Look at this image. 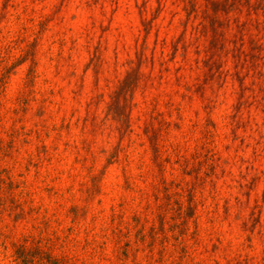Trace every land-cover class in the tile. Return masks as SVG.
<instances>
[{
  "label": "rangeland",
  "instance_id": "obj_1",
  "mask_svg": "<svg viewBox=\"0 0 264 264\" xmlns=\"http://www.w3.org/2000/svg\"><path fill=\"white\" fill-rule=\"evenodd\" d=\"M264 264V0H0V264Z\"/></svg>",
  "mask_w": 264,
  "mask_h": 264
},
{
  "label": "trees",
  "instance_id": "obj_2",
  "mask_svg": "<svg viewBox=\"0 0 264 264\" xmlns=\"http://www.w3.org/2000/svg\"><path fill=\"white\" fill-rule=\"evenodd\" d=\"M48 264H59V263L55 261H50Z\"/></svg>",
  "mask_w": 264,
  "mask_h": 264
}]
</instances>
